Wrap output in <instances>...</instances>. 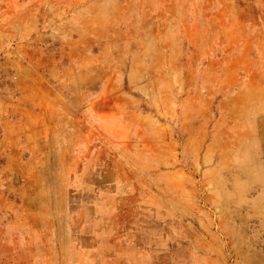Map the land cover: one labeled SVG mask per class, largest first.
Listing matches in <instances>:
<instances>
[{"label": "rangeland", "instance_id": "obj_1", "mask_svg": "<svg viewBox=\"0 0 264 264\" xmlns=\"http://www.w3.org/2000/svg\"><path fill=\"white\" fill-rule=\"evenodd\" d=\"M0 264H264V0H0Z\"/></svg>", "mask_w": 264, "mask_h": 264}]
</instances>
